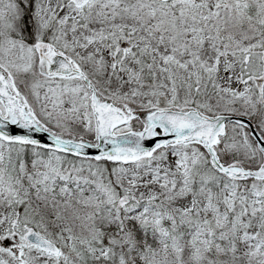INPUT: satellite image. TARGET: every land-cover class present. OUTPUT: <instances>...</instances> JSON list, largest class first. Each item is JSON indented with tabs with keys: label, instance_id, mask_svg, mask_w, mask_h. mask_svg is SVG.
<instances>
[{
	"label": "snow or ice",
	"instance_id": "obj_1",
	"mask_svg": "<svg viewBox=\"0 0 264 264\" xmlns=\"http://www.w3.org/2000/svg\"><path fill=\"white\" fill-rule=\"evenodd\" d=\"M0 264H264V0H0Z\"/></svg>",
	"mask_w": 264,
	"mask_h": 264
}]
</instances>
